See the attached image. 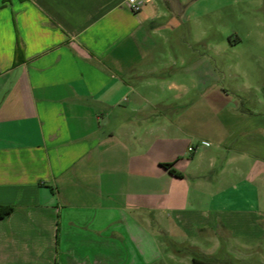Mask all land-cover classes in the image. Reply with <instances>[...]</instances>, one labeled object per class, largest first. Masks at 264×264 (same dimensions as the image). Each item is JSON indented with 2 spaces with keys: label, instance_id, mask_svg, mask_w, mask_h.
Returning <instances> with one entry per match:
<instances>
[{
  "label": "crops",
  "instance_id": "0c3cea01",
  "mask_svg": "<svg viewBox=\"0 0 264 264\" xmlns=\"http://www.w3.org/2000/svg\"><path fill=\"white\" fill-rule=\"evenodd\" d=\"M137 1L0 0V264H193L227 235L263 241L264 116L205 96L221 73L188 42L205 0Z\"/></svg>",
  "mask_w": 264,
  "mask_h": 264
},
{
  "label": "rangeland",
  "instance_id": "374dc122",
  "mask_svg": "<svg viewBox=\"0 0 264 264\" xmlns=\"http://www.w3.org/2000/svg\"><path fill=\"white\" fill-rule=\"evenodd\" d=\"M194 10L198 11V4ZM185 28L177 32L178 36ZM189 28L192 60L198 59L204 44L205 63L217 66L221 73L219 81L205 91L212 108L221 118L229 116L235 108L264 116V0H205V20H193ZM202 30L205 36L200 43ZM180 42L178 37L176 43ZM219 93L223 97L218 98ZM248 248L235 245L227 235L213 257L200 253L190 257L216 264H264V239ZM177 264L192 261L188 258Z\"/></svg>",
  "mask_w": 264,
  "mask_h": 264
},
{
  "label": "trees",
  "instance_id": "16d2710c",
  "mask_svg": "<svg viewBox=\"0 0 264 264\" xmlns=\"http://www.w3.org/2000/svg\"><path fill=\"white\" fill-rule=\"evenodd\" d=\"M162 166L165 168H168L172 174L180 177L179 173H177L175 170L172 169V164H165ZM13 211H14V208L11 206H0V218L3 219L5 217L9 216ZM193 264H215V263L206 262V261L195 258L193 260Z\"/></svg>",
  "mask_w": 264,
  "mask_h": 264
},
{
  "label": "built area",
  "instance_id": "2783aa9c",
  "mask_svg": "<svg viewBox=\"0 0 264 264\" xmlns=\"http://www.w3.org/2000/svg\"><path fill=\"white\" fill-rule=\"evenodd\" d=\"M129 2H130V5H131V7H132V10H133L134 12H139V11H141L142 6H141V4H140L137 0H129ZM192 150H193V149L191 148L190 151H192Z\"/></svg>",
  "mask_w": 264,
  "mask_h": 264
}]
</instances>
